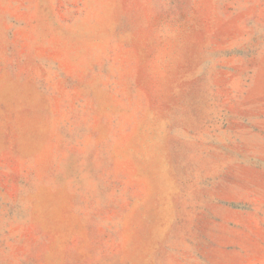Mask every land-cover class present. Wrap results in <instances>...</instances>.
I'll list each match as a JSON object with an SVG mask.
<instances>
[{"label":"rangeland","instance_id":"374dc122","mask_svg":"<svg viewBox=\"0 0 264 264\" xmlns=\"http://www.w3.org/2000/svg\"><path fill=\"white\" fill-rule=\"evenodd\" d=\"M0 264H264V0H0Z\"/></svg>","mask_w":264,"mask_h":264}]
</instances>
